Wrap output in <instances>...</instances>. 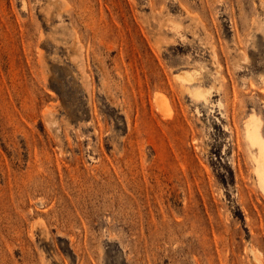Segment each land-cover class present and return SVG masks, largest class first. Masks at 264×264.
<instances>
[{
	"label": "rangeland",
	"instance_id": "374dc122",
	"mask_svg": "<svg viewBox=\"0 0 264 264\" xmlns=\"http://www.w3.org/2000/svg\"><path fill=\"white\" fill-rule=\"evenodd\" d=\"M255 131L264 0H0V264H264Z\"/></svg>",
	"mask_w": 264,
	"mask_h": 264
},
{
	"label": "bare ground",
	"instance_id": "6f19581e",
	"mask_svg": "<svg viewBox=\"0 0 264 264\" xmlns=\"http://www.w3.org/2000/svg\"><path fill=\"white\" fill-rule=\"evenodd\" d=\"M255 128V126H254ZM252 129V128H251ZM257 130V129H256ZM250 132H253L250 130ZM251 134V133H250ZM254 134V135H253ZM253 135V136H252ZM250 135L251 141L253 143H257L259 147V157L258 158V170L261 172H264V138L261 134H259V131H255ZM257 146V145H256ZM264 174V173H263ZM261 175V174H260ZM261 177V176H260ZM264 185V178H261L260 180Z\"/></svg>",
	"mask_w": 264,
	"mask_h": 264
}]
</instances>
